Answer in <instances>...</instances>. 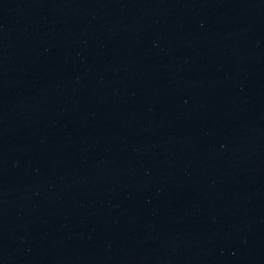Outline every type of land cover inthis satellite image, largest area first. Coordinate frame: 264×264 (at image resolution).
Returning a JSON list of instances; mask_svg holds the SVG:
<instances>
[{
  "label": "water",
  "instance_id": "95a60500",
  "mask_svg": "<svg viewBox=\"0 0 264 264\" xmlns=\"http://www.w3.org/2000/svg\"><path fill=\"white\" fill-rule=\"evenodd\" d=\"M0 264H264V0H0Z\"/></svg>",
  "mask_w": 264,
  "mask_h": 264
}]
</instances>
